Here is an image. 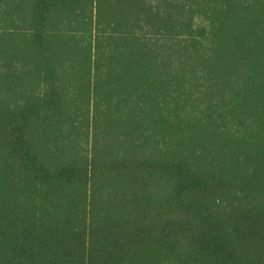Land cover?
<instances>
[{"label": "trees", "instance_id": "trees-1", "mask_svg": "<svg viewBox=\"0 0 264 264\" xmlns=\"http://www.w3.org/2000/svg\"><path fill=\"white\" fill-rule=\"evenodd\" d=\"M0 264H264V0H0Z\"/></svg>", "mask_w": 264, "mask_h": 264}]
</instances>
